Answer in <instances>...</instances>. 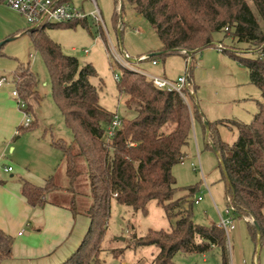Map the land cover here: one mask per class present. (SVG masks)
Segmentation results:
<instances>
[{"label": "trees", "instance_id": "trees-1", "mask_svg": "<svg viewBox=\"0 0 264 264\" xmlns=\"http://www.w3.org/2000/svg\"><path fill=\"white\" fill-rule=\"evenodd\" d=\"M3 3L0 0V5ZM125 4L150 24L161 42V48L150 53L160 54L147 60L216 47L219 42H215V35L219 33L246 45V50L258 52V57L250 58L223 50L248 69L250 81L260 90L262 100L250 124L234 120L208 122L206 146L221 161L227 207L246 221L257 246L263 250L264 0H115L113 21H121ZM86 19L64 26L72 28L84 24ZM120 25L122 38L124 25ZM62 26L45 25L28 29L26 34L45 61L54 100L74 136L71 143L52 139V146L63 155L66 183L60 185L55 173L43 187L28 182L23 186V196L30 206L44 207L49 203L90 220L82 243L62 264H102L114 202L144 216L155 202L170 222L167 230L149 229L142 236L132 234L126 247L108 251L114 258L123 259L126 250L156 247L158 253L152 264H174L178 254L206 255L214 251L221 253L222 264H231L225 232L216 223L200 225L195 221L199 186L186 187L184 196L175 197L178 188L173 168L187 158L194 122L204 126L197 104L186 103L178 93L160 90L145 76L122 67L117 90L125 96V107L133 116H120L121 127L108 139L106 127L117 113L100 104L102 86L90 81L97 76L93 65H81L77 58L66 56L60 44L47 35L49 29ZM3 46L0 56H4ZM187 74L190 87L186 96L195 100L193 70L190 68ZM14 82L26 103L25 112L33 113L42 97L38 76L30 63L19 62ZM37 125L32 121L28 127L20 126L18 132H30ZM221 127L237 130L238 137L232 145L221 139ZM14 241V237L0 230V264L12 258Z\"/></svg>", "mask_w": 264, "mask_h": 264}, {"label": "rangeland", "instance_id": "rangeland-1", "mask_svg": "<svg viewBox=\"0 0 264 264\" xmlns=\"http://www.w3.org/2000/svg\"><path fill=\"white\" fill-rule=\"evenodd\" d=\"M68 1L72 7L88 15L85 23L72 28L63 25L60 28L49 29L47 35L60 44L66 56L77 58L81 65H93L97 76L90 81L95 86H102L99 93L100 104L110 112L122 117L133 116V113L125 107V96L117 90L116 76L121 77L123 74V68L116 60L115 52H117L123 57L124 54H128L134 60L129 62L132 67L155 76L163 75L176 80L180 76H188V69L191 68L199 100L195 98L197 100L195 101L188 96L187 100L197 104L201 113L205 114L207 122L234 120L250 124L253 121L262 94L251 83L248 69L222 50H230L250 58L258 57L256 50H246V45L233 41L230 35L225 37L224 34L219 33L215 35V42L222 45V50L212 47L193 53L191 65L186 64L184 55L169 56L165 59L157 57L158 66H153L152 60H147V57L152 51L157 52L161 48V42L150 24L130 6L124 5L121 21L118 19L113 21L115 0H95L104 21L103 28L96 22L95 17L90 15L94 10L93 0ZM250 6L255 11L252 3ZM119 13L121 15V12ZM121 23L124 29L120 40ZM25 24H27L26 20ZM29 52L33 56L30 60L31 69L38 76V91L42 101L30 114L32 121L37 122L38 125L30 132L22 133L23 139L24 137L27 139V135L33 132L29 136V145L26 147L24 145L23 154L32 153L36 156V161L31 160L29 165L31 164L32 170L37 171V163L41 161V157L45 158L43 152L37 150L39 149L36 145L37 140L45 139L46 142H51L55 138L71 143L74 136L66 126L63 114L54 100L51 77L42 55L35 49ZM220 136L224 142L232 145L237 140L238 132L236 129L221 127ZM206 139L202 124L194 122L192 140L186 149L188 156L184 163L173 168L178 188L176 198L184 196L186 187L198 185L200 188L197 197L203 196V201L194 206L195 221L200 225L218 224L220 216L215 204L222 213H225L227 208L226 183L221 161L212 149L207 148ZM199 162L202 170L193 167V163L198 165ZM53 164L55 168L58 167L56 173L58 182L63 186L66 178L63 175L64 164L61 152H54ZM232 215L237 228L229 234L231 264H264V249L261 250L257 246L246 221L234 212ZM169 228L170 222L164 210L155 202L151 203L147 216L114 202L105 241L107 251L102 254V264H152L158 253L156 247L138 251L126 250L123 259L114 258L108 251L126 247L127 240L134 233L142 236L149 229ZM174 264H222V258L219 251L206 255L178 254Z\"/></svg>", "mask_w": 264, "mask_h": 264}, {"label": "crops", "instance_id": "crops-1", "mask_svg": "<svg viewBox=\"0 0 264 264\" xmlns=\"http://www.w3.org/2000/svg\"><path fill=\"white\" fill-rule=\"evenodd\" d=\"M28 29L24 17L5 4L0 5V44L4 43L0 79H7L0 87V230L15 239L12 258L2 264H62L82 243L90 220L49 203L44 207H32L23 196L25 182L43 187L46 180L57 173L53 158L54 152L59 151L52 146V140H37V150L43 152L45 158L41 157L37 163V171L32 170L29 163L35 162L36 156L23 154V148L29 145L33 132L27 139L17 134L24 115L13 96L14 75L19 62L31 65L29 51L34 46L32 38L26 34ZM193 82L196 85L195 80ZM203 116L205 126L207 119L205 114ZM205 128L207 137L208 129ZM10 167L13 171L7 172Z\"/></svg>", "mask_w": 264, "mask_h": 264}, {"label": "built area", "instance_id": "built-area-1", "mask_svg": "<svg viewBox=\"0 0 264 264\" xmlns=\"http://www.w3.org/2000/svg\"><path fill=\"white\" fill-rule=\"evenodd\" d=\"M92 2H93L94 10L90 13V15L94 16L96 22L101 27L104 28L105 27L104 21L100 15L98 5L95 0H93ZM3 4H5L12 10L19 13L22 17H24L29 26L28 28L30 29H40L45 25H64V24L72 23L74 21L83 20L88 16L87 14H84L75 7H72L70 3H63L61 2V0H4ZM216 47L219 48L220 50L223 49L222 45L219 43L217 44ZM115 53H116V60L121 65V67L145 76L150 81H152L153 85L156 88L160 90L178 93L185 100V102L188 103L186 90L190 87V84L188 83L187 75L180 76L176 80L168 79L166 77H161V76L150 75L132 67L129 62H134V60H132L128 54H124L123 57L119 55L117 52ZM184 55H185L186 64L191 65L193 61V53L192 55H189L188 52H185ZM261 55L262 57H264V54ZM31 58H33L32 55ZM152 64L155 66L157 65V62L152 61ZM116 80L119 81L120 77L116 76ZM6 81H7L6 77L0 79V87ZM13 96L17 101L18 108L24 115L23 126L28 127L32 122V118L30 117V114L25 112L26 103L23 99H21L16 89L13 91ZM121 125H122L121 117L119 115H116L113 119V122L106 127V133L108 139H112L114 137L117 129H119ZM17 134H19L18 131ZM193 167L198 168V170L199 169L202 170L200 162L198 165L196 163H193ZM6 171L12 172L13 168L10 167L6 169ZM202 201H203V196L196 197L195 205H199ZM215 206L220 216V220L217 224V227L225 232L227 239L229 240V234L235 231L237 228V223L232 215L233 210L227 207L225 213H222L218 209L216 204Z\"/></svg>", "mask_w": 264, "mask_h": 264}, {"label": "water", "instance_id": "water-1", "mask_svg": "<svg viewBox=\"0 0 264 264\" xmlns=\"http://www.w3.org/2000/svg\"><path fill=\"white\" fill-rule=\"evenodd\" d=\"M120 33H121V30L119 31V35H120L119 37H120V40H121L122 38H121V34H120ZM3 44H4V43L0 44V47H1ZM159 54H160V53L150 54V55H148V57H149V58H152V57H154V56H156V55H159ZM188 54H189V55H192V52H188ZM205 126H206V128L208 129V127H209L208 122H205ZM258 231H259V228H258ZM121 240H124V239H121Z\"/></svg>", "mask_w": 264, "mask_h": 264}]
</instances>
